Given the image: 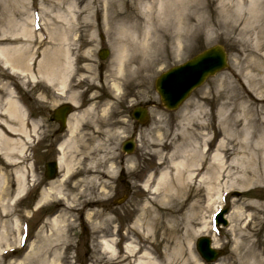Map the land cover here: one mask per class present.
Listing matches in <instances>:
<instances>
[{"label": "bare ground", "instance_id": "6f19581e", "mask_svg": "<svg viewBox=\"0 0 264 264\" xmlns=\"http://www.w3.org/2000/svg\"><path fill=\"white\" fill-rule=\"evenodd\" d=\"M94 1V0H93ZM97 7L100 9L101 23L105 26L126 34H121L118 39H132L137 42L131 44H121L113 57L117 61L118 71H121L123 57L127 53H136L141 56L144 68L154 70L161 63L167 62L169 58L181 57L191 46L192 42L200 37L206 36L212 30H222L227 36H233L236 32L243 40L240 54H242L241 67L236 66L238 75L242 76L244 84L248 90L239 94L231 84L230 78L222 79L220 87L223 90L217 94L218 97L226 98V105L230 108L228 113H223L215 126L214 133L221 137L217 140L214 149H210L212 140L207 137L208 133H203L199 139L201 142L194 141L195 145L188 150L182 148L179 159L170 158L169 164L174 171L173 175L182 186L184 179L193 180L194 173L200 168L201 162L208 157V163L204 170L199 169V181L203 183L207 192V201L212 205L214 203V194H219V184L225 180V185L229 187L242 188L255 181H264V173L260 172V165L264 166V0H98ZM49 6H42V11L55 10V16L59 21L65 24L70 22L65 14H74L77 7L74 0H46ZM62 5V7H61ZM92 5V3H91ZM89 5V6H91ZM122 6L124 11H114V7ZM92 7V6H91ZM64 8V12L61 9ZM29 9L27 12L29 13ZM52 11V10H51ZM53 12V11H52ZM211 12H215L217 19H210ZM77 15V14H75ZM27 24L21 21L15 23L16 30L10 34L22 38L27 37L26 26L30 24V16L27 15ZM109 28V27H108ZM67 36V32L65 31ZM58 33L59 44L66 40V36ZM251 37L253 39H251ZM15 38V37H14ZM55 38V39H56ZM67 41V40H66ZM25 45H7L0 46V62L11 73L24 75L30 71L31 59H27V50ZM56 49V48H55ZM50 50L39 62L38 68L48 66L45 72V78L49 81L50 76L62 73L58 70V65L63 61L64 69L69 68L71 64L68 51L65 47H57ZM47 53V54H46ZM60 56L62 60H60ZM58 58V59H57ZM26 61H28L26 63ZM26 63V64H25ZM46 67H44L45 69ZM51 69V70H50ZM63 69V70H64ZM56 73V74H55ZM65 76L62 74L61 86L64 87ZM225 88V89H224ZM3 112L8 116L9 121L14 118L24 116L22 108L13 98L12 91L6 93ZM240 109L241 113L232 116L231 110ZM194 115H198L193 111ZM226 114V115H225ZM70 136L65 138L58 145V168L60 170L59 179L50 181L48 188L40 193L39 203L43 202L52 195L63 201L57 204L61 207L57 214L49 217L39 228L36 239L31 243L30 250L22 259L15 264H55L63 262V251L57 248V242L63 239L67 231L65 225V215L70 210L79 206L91 205L94 200L85 198L81 203L74 201V197L66 192L67 185L77 188L80 187L79 197H85L86 185L103 186L116 170L111 159V151L103 152L100 147V141H83L74 139L73 132L76 128L74 122H68ZM5 128L16 133L22 129L17 128L11 123H5ZM204 130L209 128L207 123L201 126ZM207 130V129H206ZM25 134V130L20 131ZM201 133H197L200 136ZM24 143L19 140L8 138L0 133V154L8 164H15L16 158L13 153L22 154ZM204 147V148H203ZM202 148V150H201ZM208 148L209 150H206ZM101 150V153H100ZM106 157V159H105ZM105 160V163H104ZM227 161L229 164H227ZM110 162V164H109ZM238 168V175L231 171L232 167ZM16 186L10 191L4 185L7 177L0 172V216L6 217L13 213L16 202L25 195L26 175L22 169L14 165ZM170 172L168 169H162L155 177L148 175L143 183V187L150 190H157L159 187L166 191L171 188ZM185 175V177H184ZM79 177L76 181L75 179ZM101 178H105L102 181ZM154 182L153 185L150 183ZM84 188V189H83ZM6 192V193H5ZM5 193V195H3ZM168 195L167 193L164 194ZM77 196V197H78ZM190 206L191 214L184 215L183 206L174 205L162 213L163 220L160 221L162 232L161 249L162 259L151 256V252L143 248L140 250L139 244L135 239L129 240L124 245V252L130 260V264H180L172 263L170 260L183 258V252L188 250L185 264L198 263L197 258L192 255L191 240L199 234H207V222L198 218L196 209L197 204L192 200ZM217 209V208H216ZM212 214V212H211ZM211 214L209 220H211ZM242 210H234L228 215L231 223L229 231L232 234V252L231 256L226 257L227 264H264V245L258 249V246L250 240V235L246 228L239 227ZM181 218V219H180ZM197 219H199L197 221ZM20 221L16 216L12 220L11 241L6 232V221L0 225V253L3 248L11 246L12 240L20 237ZM181 224L184 225V234L179 236ZM65 225V226H64ZM199 226V227H195ZM133 228L142 229L140 219H136ZM148 228L147 231H149ZM4 232V233H5ZM18 235V236H17ZM215 246L218 245L215 237L212 238ZM173 243L172 249L170 248ZM101 247L107 255H113V244L110 240L102 238ZM171 249V250H170ZM140 255V256H139ZM136 256V257H135ZM130 257L132 259H130ZM135 257V258H133ZM188 260V262H187ZM0 264H3L0 261ZM215 264H223L216 262ZM226 264V263H224Z\"/></svg>", "mask_w": 264, "mask_h": 264}, {"label": "rangeland", "instance_id": "374dc122", "mask_svg": "<svg viewBox=\"0 0 264 264\" xmlns=\"http://www.w3.org/2000/svg\"><path fill=\"white\" fill-rule=\"evenodd\" d=\"M45 1L46 0H0V46L25 45L26 47L24 48L27 50V59H32L30 64L27 65H30V71H26L23 76L17 73L9 74L8 70L2 68L0 64V94H2V96L5 95V89L12 86V83H16L14 87L19 90V93L21 91L24 103L30 110L35 105L39 107L46 105L47 108L53 107L56 102L49 99V97L48 100L50 102L43 100L42 98H44V96L37 90L38 87H41L49 92V88L44 85V82L41 80L36 88L34 86L35 80L39 79V75L43 74L42 72L48 71V66L45 65V69L43 65L40 68H38V66L42 56L45 55V51L49 54L52 49L50 34H52L53 31L55 36L58 35L59 32L65 35L66 31L67 37H69L70 40L72 38H88V40H93L91 36L93 33L92 31H97L95 38L97 40H100V38L104 40L108 49L111 51V56L109 53L107 59L103 61L104 68L107 67L106 72L111 76L110 81L113 80L114 82L118 80L120 82L125 81V83H130L135 88L134 91L138 99L150 98L153 104L150 109L152 111L150 126L140 128L138 135L140 141H138L132 154L126 155V153L122 152L121 143H109L106 139L100 141L101 150L108 153L111 151V159H114L112 161L116 165V170L114 174L108 178L107 184L103 186L86 185L84 187L86 188L85 197L78 196L80 191L79 185H77V188L71 187L70 185L69 188L66 189V192L71 194V197H74V201L78 199L77 203H81L85 198H90L92 201L94 200L92 205L95 203H98V205L97 207H90L91 205L81 207V203L79 206L63 215L67 231L64 234L65 237L57 242V248L64 251L63 262H56L55 264H130V260L122 250H124L125 243L129 242L131 238L137 241L140 250L145 248L152 253L153 257L162 259L163 249H161V246L163 244L161 245L160 242L162 236H159L160 232H162V227L159 223L163 220L162 218L164 215H162V213L176 204H182L184 215L191 214L192 208H190V206L192 207V205L190 204L192 200H195L197 204L196 212L198 218L200 219L201 217L207 222L208 232L204 235L211 239L214 238L212 235H215V239L218 242V246L215 248L224 250V255L219 258L218 261L227 264L226 257L231 256L233 245L232 234L228 230L231 224L228 220V215L237 209L243 212V215L240 217L239 227L246 228L250 235V240L258 246V249L262 248L264 245L263 180L255 181V179H253L252 183L242 188H228L224 183L226 178L220 182L221 184L218 186L220 191L219 194L225 195V207L228 210L225 215L227 225L221 226L218 232L215 233L211 230L209 216L217 206L223 205V201L220 200V197L215 195V189L211 191L212 194H214V197L211 199H214V203L209 205L210 203L207 201L208 195L205 186L198 180L199 169L202 168L200 170H204L208 163V157L204 162L200 163V168L198 172L196 171L194 173L193 180L189 181L184 179L182 181V186L181 184H179V186L177 185L178 182L173 175L174 171L172 167H170L171 164H169V159L171 157L179 159L180 156L183 155V153H181L182 148L188 150L195 145L194 141L201 142L199 139H201V136H204V132L208 133L207 137L212 140L209 148H215L217 140L221 136L215 134L213 128H215L218 121L223 118V113H228V109L230 108L225 104L227 101L226 98L223 99L222 96H217V94L223 90V87H220L222 79L225 81L226 78H230L231 84L239 94H243L248 90L243 82L242 76L235 72L236 66L241 67L242 63V54H240V49L242 48L240 45L243 44V40L240 38V35L236 32L233 36L229 37L225 35L222 30H212L208 34V37L203 35V37L193 41L190 48L181 57L176 59L169 58L167 62L161 63L154 70L149 68L147 70L144 68L140 58L141 56L138 54L127 53L123 57L125 68H123L124 75L122 76V71L117 70V61L113 58L116 54L115 52L121 44H131L137 41L126 38L123 40L118 39L117 37H121L123 32L120 34V32L112 29V26H105L100 22L101 14L99 13L101 11L98 9L99 7H97L99 4L98 0H76L79 2L78 5L76 4L78 9L74 14H69V16L65 14V10L62 8L61 12H64L63 15L70 19V22L67 24L62 20L59 21L60 18L58 19V17L53 14L55 9H51L53 12L51 10L42 11V6H49ZM28 8H30L29 13L27 12ZM124 10L126 9L122 6L114 7V11ZM32 12L40 13V22H46L47 26L38 31L31 30L32 25L28 24L26 29L29 31L25 38L10 35L16 30L15 23L21 21L27 24V15L30 16L31 19ZM75 14H77V17ZM209 17L214 21L218 18L215 12H211ZM251 39L253 38L251 37ZM215 44H221L225 47L228 53V68L207 79L202 86L191 93L192 95H190L179 109L173 111V114L168 116L163 111V107L154 89V79L166 69L183 63L203 49ZM91 52H94V50L91 49L88 53ZM91 57L92 56L87 57L88 63H86L87 65L85 66V72L87 73H90V71H92L91 69L95 68V64L98 62ZM27 62L28 61H26V63ZM17 83H20V86L17 85ZM193 111L198 115H194ZM231 113L232 116H236L239 115L241 111L240 109H234L231 110ZM28 119H32V117L28 116ZM19 121L20 118L10 123L14 126H18ZM205 123L209 125V128H206L207 130L201 127ZM29 128L31 129L30 126ZM197 133H201V135L197 136ZM94 140L93 138L86 139V141ZM32 143L31 140H28L25 144L28 148H31ZM25 154L29 155V151L27 150ZM13 155L15 158L19 157L16 153H13ZM29 161L30 159L27 160V162ZM227 164H229L228 161ZM13 167L14 166L11 165H5V161L0 157V172L5 173L8 178L4 186L10 191H12L16 185L13 179ZM164 168L168 169L170 172L171 185L169 187L171 189L166 191L164 188L167 187L163 186L159 187L157 190H145L143 188V183L147 179V176L152 175L155 177V175ZM237 169L238 168L234 166L232 167L231 171L234 172V175L239 174ZM260 172L262 174L264 173L263 165H260ZM101 180L105 181L106 179L101 178ZM153 184L154 182H151V185ZM233 191H239L241 195L239 197H233L231 196ZM5 193L3 195H5ZM165 193L168 195L165 196ZM46 200L48 201L42 204L43 206L38 212L33 211L36 202L34 195L25 200L23 204H17L13 213L10 215L6 217L0 216V225L6 221V232L4 231L5 233L3 232L2 234L7 235L10 241V225H12L13 218L19 216V219L21 218L20 226L21 223H26L28 226V237L23 246L19 244L18 239L15 237V240H12L11 246H9V249L6 251L7 253L4 255L0 253V261L3 264H15L22 259L23 255L29 252L31 243L35 241L39 228L48 219L49 215H46L45 210L52 211L55 209L56 203L63 202L57 199L55 195L50 196ZM107 207H109V211L106 210L108 209ZM55 212H58V210ZM114 217H117V219ZM136 219H140L142 229L133 228V223ZM199 219H197V221ZM201 220L202 219H200L198 223H200ZM118 223L120 227L115 242H117L120 248V254L118 256H113L115 257L114 260L117 262H112L114 260L109 259L110 256L98 251V248L101 247L99 239L101 240V238H103L100 236L102 232L108 233V230L114 229L113 225H117ZM83 226L86 227L87 233L82 232ZM195 227L197 228L199 226ZM148 228H150L149 231H147ZM183 229L184 225L181 224L180 231L178 232L181 237L184 234ZM202 235L199 234L191 240L192 255L194 254L198 260L196 264H212L204 263L195 249V240ZM173 245L174 244L171 243V249ZM212 246L214 247L213 243ZM4 250L6 249L4 248L3 251ZM183 253V258L178 256L176 259L172 258L170 262L185 264L184 260L188 257V250ZM130 259L132 258L130 257ZM164 264H169V261H166Z\"/></svg>", "mask_w": 264, "mask_h": 264}, {"label": "flooded vegetation", "instance_id": "af4514ba", "mask_svg": "<svg viewBox=\"0 0 264 264\" xmlns=\"http://www.w3.org/2000/svg\"><path fill=\"white\" fill-rule=\"evenodd\" d=\"M92 46L105 47L104 41L88 38L76 40L71 46L73 52L79 55L76 58L75 80L72 77L66 78L62 88V70L59 71L61 75H52L51 89L49 93L44 94V100L50 102L49 97L56 103L53 102L54 105L50 108L46 105L34 106V118L31 122L34 142L31 149V166L38 181L37 193L48 183L45 178L46 162L56 161L57 145L70 136L68 122H77L72 136L75 139L92 135L99 139L110 138V142H119L117 135L121 132L124 134L125 129L128 131L124 134L126 137L136 138L139 135L142 126L134 119V107H145L148 115H151V99H138L133 87L127 86L123 89L124 97L117 98L114 95L110 74L106 72L107 67L104 68L102 60L96 66V72L89 74L83 71L84 54ZM39 91L45 90L40 88ZM64 103L68 104V109L60 111L56 118L57 108ZM126 124L130 125V129ZM20 136L23 138V133ZM20 162L23 163L22 160ZM107 208L109 211V207Z\"/></svg>", "mask_w": 264, "mask_h": 264}, {"label": "water", "instance_id": "95a60500", "mask_svg": "<svg viewBox=\"0 0 264 264\" xmlns=\"http://www.w3.org/2000/svg\"><path fill=\"white\" fill-rule=\"evenodd\" d=\"M226 66V53L222 46L216 45L183 65L163 73L155 81V87L163 105L167 108H175L194 87L199 86L208 76ZM133 146L132 142H127L124 144V149L130 152ZM220 220L221 215L218 218V221ZM197 245L202 257L207 260H213L220 254L210 249L209 240L206 238H200Z\"/></svg>", "mask_w": 264, "mask_h": 264}]
</instances>
